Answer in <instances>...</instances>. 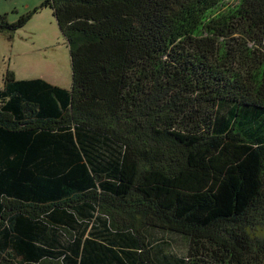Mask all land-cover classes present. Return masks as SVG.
Wrapping results in <instances>:
<instances>
[{"label":"trees","instance_id":"1","mask_svg":"<svg viewBox=\"0 0 264 264\" xmlns=\"http://www.w3.org/2000/svg\"><path fill=\"white\" fill-rule=\"evenodd\" d=\"M40 7L71 86L4 75L0 264H264V0Z\"/></svg>","mask_w":264,"mask_h":264},{"label":"rangeland","instance_id":"2","mask_svg":"<svg viewBox=\"0 0 264 264\" xmlns=\"http://www.w3.org/2000/svg\"><path fill=\"white\" fill-rule=\"evenodd\" d=\"M43 1L0 0V15L6 14L8 22H14L20 15L38 8L22 27L0 32V87L6 71L10 70L17 79L40 77L70 88L71 61L67 41L51 8L40 7ZM172 245L178 252H183L186 246L179 237L173 240Z\"/></svg>","mask_w":264,"mask_h":264}]
</instances>
